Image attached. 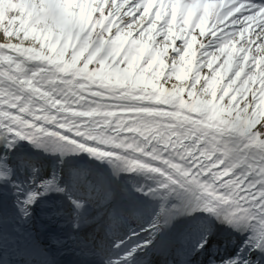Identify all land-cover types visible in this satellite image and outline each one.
<instances>
[{
	"label": "snow or ice",
	"instance_id": "6c2138e0",
	"mask_svg": "<svg viewBox=\"0 0 264 264\" xmlns=\"http://www.w3.org/2000/svg\"><path fill=\"white\" fill-rule=\"evenodd\" d=\"M59 253L264 264V0H0V264Z\"/></svg>",
	"mask_w": 264,
	"mask_h": 264
}]
</instances>
